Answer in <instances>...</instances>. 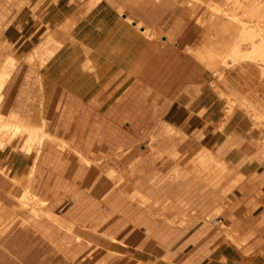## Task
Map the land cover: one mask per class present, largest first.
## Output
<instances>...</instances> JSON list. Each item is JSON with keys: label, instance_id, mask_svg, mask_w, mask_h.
<instances>
[{"label": "crops", "instance_id": "crops-1", "mask_svg": "<svg viewBox=\"0 0 264 264\" xmlns=\"http://www.w3.org/2000/svg\"><path fill=\"white\" fill-rule=\"evenodd\" d=\"M17 1L22 2L20 9L9 15L11 20L0 34V71L10 54L7 46H13L22 56L33 50L46 31L60 39L62 45L42 65L22 62L9 78L12 99L20 95L29 103L40 99L42 106L38 114L31 116H25L24 108L19 112L9 108L0 111L3 121L0 170L7 168L14 181L19 178L23 183L30 173L31 191L40 169L50 163L57 169L67 166L63 165L62 156L63 151L69 150L79 160L73 167L78 166L77 173L81 172L82 187L76 191L69 184L64 186L58 177L49 191L45 192L42 182L34 193L38 197L56 193L51 198H57L59 205L70 201L63 215L50 208L44 210L48 220L58 227L57 232L54 229L50 233L55 258L46 260L34 254L28 259L29 250L21 237L15 250L10 251L16 254L20 249L19 256H15L17 260L8 259L3 252L0 264H60L59 254L68 255L66 247L83 238L84 251L79 264H264V65L240 61L220 69L218 76L204 77L203 66L182 47L190 46L188 41H198L197 34L205 31L197 24L199 14L191 15L192 11L179 0ZM15 7L12 0H0V13ZM138 21L141 29L135 27ZM144 27L163 32L164 43L146 36ZM167 36L170 43L164 41ZM218 89L230 98L225 120L226 100ZM159 92L162 95L158 96ZM158 114L187 135L198 132L200 144L215 149L216 154L228 161L235 175H243L238 182L240 186L224 198L225 213L217 216V222L224 224L222 229L219 223L197 224L190 234L181 236L171 246L133 224H144L148 231L156 230L155 220L162 222V230L174 225L156 215V200L180 204L171 217L181 219L182 226L190 210H200L203 219L219 204L218 190L205 191L206 184L199 176H187L179 168L171 169L181 177L173 181L178 183L176 189L172 184L148 186L137 180L139 175L133 180L125 179L117 168L109 163L100 164L93 156L99 147L98 133L92 135L96 121L110 127L112 132L106 134L113 136L111 145L117 155L128 153L124 168H141L138 159L142 156L154 161L162 155L161 151L171 154V145L161 141L173 138L153 127ZM255 115L262 119L254 120ZM16 116L27 124L39 117L47 119L49 131L51 124L56 127L62 121L61 127L69 130L67 139H62L66 145L53 144L50 132L51 138L46 137L38 149L29 150L26 134L6 132L2 127L14 125ZM147 122L149 125L145 126ZM148 135L161 138L154 148L144 146L145 152L141 153L136 147L137 137ZM125 136L131 137L127 143ZM52 148L60 151L55 157L50 156ZM108 169L119 172L121 183L116 180L118 174L112 177ZM8 185V179L0 171V187L6 189ZM131 185L142 193L147 190L144 193L149 198L147 204L132 205L134 202L129 200L132 191H128ZM165 191H173L177 196H161ZM203 207L209 209L202 211ZM73 223L82 235L74 230ZM224 228H229L232 235L226 234ZM252 232L260 234L248 239Z\"/></svg>", "mask_w": 264, "mask_h": 264}, {"label": "rangeland", "instance_id": "rangeland-1", "mask_svg": "<svg viewBox=\"0 0 264 264\" xmlns=\"http://www.w3.org/2000/svg\"><path fill=\"white\" fill-rule=\"evenodd\" d=\"M12 1L14 3H16L17 7H15V9H13V10L7 9L6 12L0 13V34L2 33L3 29L8 25L9 21L11 20V17H9V15H11V16L15 15L16 11L20 9V6L22 4V2H18L17 0H12ZM15 1H17V2H15ZM191 1L194 4H197V5H195V8L196 9L198 8V9H197L195 14L198 13L199 14L198 17H200L201 14H203L202 12H204L207 8V6L205 5L206 3H203L202 1L199 2L196 0H191ZM205 1H209V0H205ZM260 2H262L261 4L264 5V0H262V1L261 0H257V1H253V0H245V1L244 0H237L236 1V0H233L231 2V6H230V4L229 5L227 4L226 0H216V7H218V9L217 8H215V9L211 8L212 11H210L211 9L209 11L217 13V14L222 13L221 16L226 18V20L231 25V28L233 30V35H235V34L237 35L238 29L240 27L241 28L244 27L246 29L245 35H247V38H254L255 40L256 39L259 40L260 37L261 38L264 37V32H262V30L260 32V30H259V32L255 33L254 28L255 29H257V28L259 29L261 27L264 28V21L262 20V22H261L259 17H257V16L254 17L253 15H250V13H247V12L243 13V10L250 8V7L256 8V7H258V4H260ZM199 3H201V5H199ZM235 4H236V6L237 5L238 6L237 7L235 6V8H233V6ZM243 7H244V9H243ZM213 10H215V11H213ZM239 10L241 12H239ZM225 12H229L230 16L227 14L225 15L224 14ZM198 17H197V19H198ZM227 17H229V18H227ZM236 31H237V33H236ZM213 32H212L213 36L215 35L213 38H216L217 37L216 33H218L219 31L215 28V30H213ZM48 33H49V31H46L43 39L39 42V44L35 45V47L33 48L32 51L25 53L22 56H20L17 53L16 48H14L13 46L12 47L7 46V49H8V47H10L9 48L10 50L8 49L10 51V54H9L5 64H4V67L0 71V78L8 79V80H5V85L3 86L2 90L0 91L3 93V96L1 95V99H0V111H4V110L9 108L10 110L13 109V111L19 112V111H21V109L24 108L25 112H26L25 116H27V115L31 116L30 114H36L37 112H39V110H41L42 104H40V99L37 100V102H35V103H29L28 99L26 100V99H23L21 97L22 95H20V97L16 98L15 100L12 99L11 98V92H10L11 89L9 86V78L11 76L10 74H12V72L16 69V67L19 66L22 62H26V63H29L31 65H40V63L42 62L41 63V65H42L62 45V41L60 39H56L58 42H55L53 44V46L52 45L48 46L46 44V41L48 40V35H49ZM161 34L162 35H160L157 38V40L159 42H161L163 40L164 33L162 32ZM218 34L220 35L221 33H218ZM197 35L200 36V39L198 41H192V42L188 41V44H191V45L196 44V45L200 46L203 42V39L206 37V33L200 32ZM248 36H250V37H248ZM257 37H259V38H257ZM250 40L251 39H249V41L247 42V45L245 46L246 49L244 48L246 51L249 49V45L252 42V41L250 42ZM42 43H43V45H41ZM182 48L185 49L186 47H182ZM54 49H55V51H53ZM187 51L184 50V52H187ZM45 56L47 57V59ZM29 57H32V61L29 60ZM213 57H214V61H219L222 58L221 56H219V54H217L216 56H213ZM42 58H43V60H42ZM233 58H234V55H231L230 56V61L232 60L231 62H233ZM36 60H37V62H36ZM221 63L219 61L217 67H219V65H222L225 67L228 64V63L223 64V62H221ZM14 64H15V66H14ZM11 68H13V69H11ZM6 71H8V72H6ZM8 75H9V77H8ZM219 85L228 90V87L225 84L221 83ZM160 95H162V94L159 92L158 96H160ZM8 97L10 99V102L7 103ZM227 101L228 100H226V102ZM227 104H228V102H227ZM232 104L234 106L235 102H232ZM6 105H8L9 107L5 108ZM64 114H65V112L62 111L61 116L63 117ZM162 116H163V114H158L157 119L154 122L155 124L153 127H158L160 129L159 131L163 130L162 131L163 133L168 132L167 137L173 138V140H171V141H169V140L166 142H164V140L161 141L162 144L171 145V147H169V149H172L171 154H168V153L160 150L162 152V155L160 157H158L157 159H155L154 161H147L146 158H143V156L140 158V160L138 159V161H141L140 162L141 168H138L135 170H133L132 166L130 168H124L123 167V161L127 159L128 153H125L124 155H117V152L115 151L116 150L115 147H113V145H111L112 144L111 138L113 136L106 134V132H112L110 127H108L107 125H104L105 122H103V121H96V124L94 125V129L92 131V135H93V133H98L96 135V143L99 147L97 148V151L93 155L94 158H96L97 162L100 164L109 163L113 167L117 168L118 171H120L123 175H125V177H126L125 179L128 178L129 180H133V179H136V176L139 175L140 177L139 178L137 177V180H143L144 182H146V184L148 186H154L155 184H157V185H159V184L160 185L172 184V188L176 189L178 183L173 182V181L180 180V178H181V177L177 176L176 172L173 173V171L177 168H179L181 170V172H183L187 176H190V175L199 176V174L202 175L203 172L206 173L207 172V169H206L207 164H205L203 166L201 161H200L201 155L203 154L202 151H203L204 145L200 144V141H198V140H200V138L197 137L198 132H195L194 134L187 136V134L185 133L186 134L185 135L183 133L184 131L179 127H176L177 131L175 129H171L172 126L167 128V126L170 123L168 124V122L164 121ZM253 119L257 120L256 118H253ZM261 119L262 118H258L257 121L259 122ZM0 122L2 123L3 121L0 120ZM61 125H62V121H60L56 125V127L55 126L52 127V124L50 125V132H52L53 138H54L53 144L66 145V144H64L62 139H67L66 135L69 134V130H67L66 128H62ZM97 125H99V127H97ZM148 125H149V123L147 122L145 126H148ZM171 125L174 126V124H171ZM159 126H161V128ZM53 128H54V130H53ZM166 130H167V132H166ZM11 131H12V128H7L6 132H11ZM14 131L15 130H13L12 132H14ZM175 132H178V133H175ZM180 132H181V134L182 133L183 134L180 135ZM23 133H26V131L23 130ZM126 137L128 138V136H125L124 138L126 139ZM129 138H131V137H129ZM129 138L126 139L127 140V141H125L126 143L129 141ZM137 138L139 140L136 141V144H137L136 147L139 148L141 153H144L145 150H143V147L145 146V148L147 149V145H148V149L154 148V144L156 142L157 143L159 142V139L161 138V136L148 135V136L137 137ZM114 139H116V137H114ZM194 140L196 141V144L193 143V142H195ZM197 146H199L200 148L202 147V148L198 149L199 147H197ZM69 148L70 147H68V149ZM17 149H19V148H17ZM58 149H59V147H58ZM211 150L216 154L215 149H211ZM197 152H199V153H197ZM58 153H60L59 150L52 148L50 156L55 157L56 155H58ZM144 156H145V154H144ZM218 156L220 158H222L220 155H218ZM62 158L64 159V160H62V163H64L63 165H67V166H63V167H60L57 169L55 167H51L53 164L50 163V164H48L49 165L48 167L40 169L41 173L39 172V174H37L35 181L32 183L33 187L31 189V192L26 193V195H28V194L30 195L31 193H33V194L36 193L35 191L37 190V186L40 187L42 185L40 183H42V182H43V188H44L45 192L49 191V188L51 186H53V182L55 180H57L58 177L64 186L65 185L67 186L69 184L71 186V188H74L76 191H80V189H81L80 187H82V184H81L82 179L80 176L81 172H80V174L77 173V172H79L78 166H76V168L73 167V165H78L79 160L77 158H75V154L69 150H66L65 152L63 151ZM222 159H224V158H222ZM205 166H206V168H205ZM215 167H217V166H215ZM172 168H173V171L171 172ZM193 168H196L197 172H195V170H193ZM203 168H205V171ZM110 169H113V168H110ZM110 169H108V171ZM224 169H225V172L227 174L229 169H226V168H224ZM198 170H200L201 172H199ZM0 171L6 177V179H8V182L10 184V185H8V187L6 189H4L3 187H0V198H1V200H0V222L2 221V219H4L5 221L7 220L6 222L2 221V224H0L1 225L0 226V258L3 256V252H4L8 256L7 257L8 259L11 258V259L16 261L17 258L15 256L16 255L19 256L20 249L18 248V251L16 252V254H13L10 251L15 250V245L17 242H20L21 237H23L25 239L24 240L25 246L29 250L28 259L31 256H33L34 254L40 256V258L44 257L46 260H51L52 258H55L56 257L55 256L56 255L55 254L56 249L50 241V233L53 232L54 229L57 232L58 227L48 220L44 210H47L48 208H50L56 214L63 215V213L68 209V207L70 205V201H65V202L61 203V205H59L60 203H57V198L56 199L51 198V195L57 196L56 193H55L56 195L53 193L52 194L50 193L51 194L50 196H41L39 198L29 196L31 198H27V199L23 200L22 196L25 194L24 188H25L26 183L20 182L21 179H19V178H18L19 181H17V180L14 181V179H12V177H10L9 170L7 168H4L3 170H0ZM198 172H199V174H198ZM103 173H104V177H105L106 173L105 172H103ZM230 173H231L232 177H234V181L232 183H230L232 185H230L229 182L227 183V187H229V188H226V187L224 188L225 183H226L225 179H223L224 177L222 178L223 182H219L220 185L217 183L218 185L216 186L214 184L211 185V183H209L210 185H208V182H210V181L205 180L203 178L204 177L203 175H202L203 177L200 176V179H202V181H204V183L206 184V186L204 187L205 191H208L209 188L210 189L212 188V189L218 190V193H220V195L218 197L219 204L215 207L216 211L218 212L217 215H215L209 219H207V218L201 219L200 216L203 213H201L200 210H198V211L190 210V212H189L190 214L188 216L187 222L185 223V226H182V225H180L182 223H179V224L169 225L166 227L165 230H162V225H161L162 222L157 221V220H155V222H154L155 226H156V230H154V231H148L147 226L144 224H133V225L144 227L148 233L156 235V237H158L162 241L167 242V245H169V246L177 244L180 241L181 236L190 234L189 232L193 228H195L197 226V224H204L205 226H211V225L219 223L218 227H220V229H222L221 227H223L224 224H223V222H217V218H218L217 216L218 215H224V213H225L224 198L228 195L229 192H232L235 187L240 186V183H238V181H240L241 178L238 175H235V171H233V170H231ZM116 180H118L119 183H121L122 177L120 176V174H118V177L116 178ZM110 181H113V179H110ZM124 187H126V184L124 185ZM134 189H135L134 185H131L128 187V191H132V193L129 195L130 202L131 203L134 202L132 205H134L136 203H140L143 200L146 201V199L142 198L141 196L144 195V193L147 190L143 191V193L142 192L137 193ZM174 189H173V191H174ZM172 192H166L165 191L164 193H162L160 195L163 197H165L166 195H169L172 197L177 196V194H175L174 192L172 195ZM130 196H131V198H130ZM132 196H133V198H132ZM2 197L3 198L4 197H10L12 200L8 199V198L3 199ZM131 199H132V201H131ZM136 199H137V201H135ZM163 199H166V198H163ZM34 207L35 208L37 207L36 208L37 209L36 214L33 211ZM50 209H48V210H50ZM142 209L146 210L145 207H142ZM205 209H209V208L207 207ZM205 209L203 207L202 211ZM174 210H176V209H174ZM181 226L185 227V228H187V227H190V228L187 231L183 232L181 230V228H182ZM22 227L25 229V231H23V232H21ZM73 228H74V223H73ZM47 229H49L48 230L49 232L47 231ZM224 229H226V228H224ZM74 230H75V228H74ZM76 232H78V231H76ZM224 232L226 233V231H224ZM63 233L65 235H68V231H66V230H64ZM2 234H3V236H1ZM79 234L82 235V233H79ZM259 234L260 233H258V232H252L248 235V239L256 238V236H258ZM231 235H229V236H231ZM74 237L75 236L71 237L72 240ZM82 243H85L84 238L77 241V242L74 241L72 245L67 246L66 247V250H67L66 254H68V255L65 256L63 254H59L60 264H79V261H80L81 257L83 256L82 254L84 251V247H81ZM87 244H89V242ZM30 264H32V262Z\"/></svg>", "mask_w": 264, "mask_h": 264}, {"label": "bare ground", "instance_id": "bare-ground-1", "mask_svg": "<svg viewBox=\"0 0 264 264\" xmlns=\"http://www.w3.org/2000/svg\"><path fill=\"white\" fill-rule=\"evenodd\" d=\"M96 1V0H95ZM196 1H202L203 3H206L205 5L207 6L206 10L204 12H202L203 14H201L200 17H198L197 19V24L200 28H203L205 33H206V37L203 39V42L200 46L198 45H190V46H187L184 50L187 51L186 54L190 57V58H193L195 59L196 61L199 62V65H202L203 66V69L204 71L206 72L204 77H209V78H213L214 76H218L220 73H219V70L220 69H223V68H228L229 66L231 65H234L235 63H238L240 61H253V62H258V63H261L262 65H264V37H260V39H254V38H247V35H245L246 33V29L244 27H240L238 29V33L237 35H233V30L231 28V25L229 24V22L226 20V18H224L221 14H217V13H214V12H210L212 11L211 8H217L216 7V0H209V1H205V0H196ZM227 1V4L231 6V2L233 0H226ZM237 1V0H236ZM245 1V0H244ZM253 1H257V0H253ZM262 1V0H261ZM179 2L185 7V8H188L189 10H191V15L192 13L195 14L197 9L195 8V5L197 4H194L192 3L191 0H179ZM262 2H260V4H258V7L254 8V7H250V8H247V9H244L243 7V13L244 12H247V13H250V15H253L254 17L257 16L259 17V19L264 21V5L261 4ZM95 4V3H94ZM90 5V4H89ZM199 5H201V3H199ZM198 5V6H199ZM203 5V4H202ZM226 5V4H225ZM233 5V4H232ZM246 5V4H245ZM91 6V5H90ZM236 4L233 6V8H235ZM238 6V5H237ZM236 6V7H237ZM222 8V7H221ZM211 9V10H210ZM225 9V8H224ZM210 10V11H209ZM215 11V10H213ZM219 11V10H218ZM239 12H241L239 10ZM225 15H229V12H225L224 13ZM223 14V15H224ZM131 15V14H130ZM224 15V16H225ZM249 15V16H250ZM126 16V15H125ZM128 16V14H127ZM131 16H129V18L127 17V19L129 20ZM235 17V16H234ZM133 18V17H132ZM229 18V17H227ZM232 18V17H231ZM134 19V18H133ZM132 19V20H133ZM235 19V18H234ZM233 19V20H234ZM256 19V18H255ZM131 20V19H130ZM129 20V21H130ZM242 20V19H241ZM240 20V21H241ZM245 20V19H244ZM248 20V19H247ZM137 23V22H136ZM242 23V22H241ZM136 24H134L135 26ZM142 26L141 22L138 21L137 23V28L141 29L140 27ZM252 27V26H251ZM258 27V26H257ZM215 28L219 31L218 33H221L220 35L218 33L217 34V37L216 38H213V30H215ZM60 30V29H59ZM264 32V28H257L255 29L254 28V32ZM143 33L146 35V36H149L151 39H154V40H157V38L162 35L161 31L159 29H151V28H148V27H144L142 29ZM56 32V31H55ZM214 33V32H213ZM250 33V32H249ZM48 40L46 41V44L49 46V45H52L55 43V42H58L54 36H53V33H48ZM258 34V33H257ZM250 37V36H248ZM257 37V38H259ZM170 37L167 36V39L164 40L165 42L167 41L168 43H170ZM250 40V45H249V49L246 51L245 49V46L247 45V42ZM163 41V40H162ZM161 41V42H162ZM166 42V43H167ZM164 42H162L161 44H163ZM174 43V42H173ZM39 44V43H38ZM59 44V43H58ZM249 44V43H248ZM43 45V43L41 44ZM57 45V44H56ZM46 46V45H45ZM186 46V45H185ZM40 47V46H39ZM38 47V48H39ZM47 47V46H46ZM53 48V47H52ZM57 48V47H56ZM245 48V49H244ZM248 48V47H247ZM48 49V48H47ZM187 49V50H186ZM52 50V49H51ZM55 51V49L53 50ZM53 53V52H52ZM217 54H219V56H221L222 58L219 60L220 63L223 62V64L225 63H228L225 67L222 66V65H219L218 66V63L219 61H214V57L213 56H216ZM231 55H234V58H233V62L230 61V56ZM38 57V56H37ZM46 57V56H45ZM34 58V57H33ZM39 58V57H38ZM35 59V58H34ZM47 59V57H46ZM45 59V60H46ZM29 60L32 61V57H29ZM43 60V58H42ZM12 61V60H11ZM230 61V62H229ZM13 62V61H12ZM35 62V61H34ZM37 62V60H36ZM87 62V60H86ZM91 62V61H89ZM42 63V62H41ZM40 63V65H41ZM88 63V62H87ZM222 64V63H221ZM84 65V64H83ZM92 65V64H91ZM13 66V65H12ZM15 66V64H14ZM87 67H89L88 65H86ZM85 67V66H84ZM15 68V67H14ZM91 68V66H90ZM212 70H211V69ZM13 69V68H11ZM7 70V69H6ZM5 71V70H4ZM8 72V71H6ZM11 73V72H10ZM11 75V74H10ZM3 77V76H2ZM9 77V75H8ZM5 80H8V79H2L0 78V91L2 90L4 84H5ZM215 85V84H214ZM218 93L219 95H221L225 100H228V104L226 102V106L225 108L223 109V111H225V117L223 118L224 120L228 117V113H229V110H230V105H229V95L225 92H223L222 90L218 89ZM1 95L3 96L2 92H0V99H1ZM234 102V100H233ZM254 118H256L258 120V118H260L259 115H255ZM221 119V120H223ZM16 120V123L14 125L10 124V125H2V127H5L6 129L7 128H12V131L15 130L13 133H23V130L26 131V133H23V134H26L27 136V143H28V149L29 150H33V149H38L39 145L42 143V141L46 138V137H50L51 138V133L49 131V120L47 119H43L41 117H39L38 119H36L35 121H33L32 123L30 124H27L25 123L21 118H19L18 116H16L15 118ZM222 122V121H221ZM223 123V122H222ZM169 124V123H168ZM167 124V125H168ZM221 125V124H220ZM223 125V124H222ZM221 125V126H222ZM171 127V129H176L177 126H173L171 124H169L167 126L168 127ZM161 128V126H159ZM221 130V129H220ZM169 131V130H168ZM167 132V130H166ZM168 133V132H167ZM170 133V132H169ZM175 133H178V132H175ZM185 134V132H183ZM182 133V134H183ZM181 132H180V135H182ZM176 135V134H175ZM186 135V134H185ZM184 135V136H185ZM192 135V133H191ZM188 136V135H187ZM182 138V137H181ZM195 141V140H194ZM199 141V140H198ZM2 143V142H1ZM196 144V141L193 142ZM202 148V147H201ZM200 147L198 149H201ZM157 150V149H156ZM198 151V150H197ZM159 152V151H158ZM203 154L201 155V163L202 165L204 166L205 164H207V168L205 166V168L207 169V172H203L202 176L201 174H199V172H201L200 170H198V174H199V177L202 176L205 180H208L210 182H208V185H210L209 183H211V185H218L219 182H223V179H225V186L224 188H229L227 187V183L229 182L232 183L234 181V177H232L231 175V170L234 171V169L232 167H230L228 164V161L220 158L217 154H215L211 148H208L206 146L203 147ZM199 153V152H197ZM159 156V155H158ZM200 158V157H199ZM198 159V158H197ZM199 162V161H198ZM200 166V165H199ZM217 166V167H215ZM220 166V167H219ZM197 168V167H196ZM196 168H193V170H195V172H197ZM201 168V167H200ZM199 168V169H200ZM205 168L204 171H205ZM229 169L228 170V173L226 174L225 172V169ZM189 170V169H188ZM191 170V169H190ZM110 175L112 177H116L117 174L114 170H110ZM195 174V173H194ZM205 174V175H204ZM207 174V175H206ZM239 175V174H238ZM30 176L31 174L29 173L28 174V177L26 179V181L24 183H26L25 185V188H24V195L22 196V199L25 200L27 198H31L29 196H32V197H35V198H39L37 195L31 193L30 195H26V193H30L31 191L29 190V180H30ZM243 176V175H242ZM242 176L239 175V177L242 179ZM201 177V178H202ZM224 177V178H223ZM238 177V178H239ZM207 178V179H206ZM223 178V179H222ZM240 179V180H241ZM236 182V181H235ZM239 182V181H238ZM218 183V184H217ZM237 184V183H236ZM220 185V184H219ZM232 185V184H230ZM234 186V185H233ZM218 188V187H217ZM222 188V187H221ZM220 188V189H221ZM137 193H139L140 191L138 190H135ZM225 191V190H224ZM141 193V192H140ZM134 196V195H133ZM132 196V198H133ZM136 196V195H135ZM142 198L146 199V201H141L140 203L145 205L148 203V200L149 198L146 197L145 195H142L141 196ZM131 198V196H130ZM137 198V197H136ZM139 198V197H138ZM43 200V199H42ZM137 201V199L135 200ZM24 202V201H23ZM22 202V203H23ZM42 202V201H41ZM44 202V201H43ZM19 203V202H18ZM36 203V202H35ZM24 204V203H23ZM26 204V203H25ZM34 204V203H33ZM156 205H157V209L155 211L156 215L157 216H160V217H163L164 219L168 220L169 222H171L172 224H179L182 222L181 219H177L176 217L172 218L171 217V213H173L174 211H176L178 208H180V204L178 203H175V202H171L169 200L167 201H159V200H156ZM23 206V205H22ZM27 206V205H26ZM29 206V205H28ZM37 208V207H36ZM35 207L33 208V211L35 212V214L37 213L36 212V209ZM164 208V209H163ZM176 209V210H174ZM21 210V209H20ZM19 211V210H18ZM22 211V210H21ZM51 214V213H50ZM218 212L216 211V209H213L212 211H210L208 214H206L203 218H211L215 215H217ZM8 219V218H7ZM13 219V218H12ZM213 219V218H212ZM2 221H5L4 219H2ZM2 221L0 222V224H2ZM7 221V220H6ZM5 221V222H6ZM11 222V221H10ZM182 225V224H180ZM1 226V225H0ZM231 229V228H230ZM234 232V231H233ZM238 232V231H237ZM226 233L228 235H231V232L229 230V228H226ZM82 236L79 235L78 236V239H80ZM230 238V237H229ZM234 238V237H233ZM232 240V239H231ZM93 241V240H92ZM235 241V240H234ZM96 243V242H95ZM238 243V242H236ZM239 244V243H238Z\"/></svg>", "mask_w": 264, "mask_h": 264}]
</instances>
